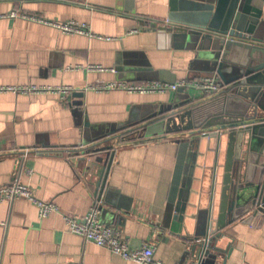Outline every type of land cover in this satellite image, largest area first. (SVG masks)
Returning <instances> with one entry per match:
<instances>
[{
	"label": "crops",
	"instance_id": "crops-1",
	"mask_svg": "<svg viewBox=\"0 0 264 264\" xmlns=\"http://www.w3.org/2000/svg\"><path fill=\"white\" fill-rule=\"evenodd\" d=\"M235 2L0 0V85L72 88L70 98L65 92H0V186L21 181L38 199L58 207L41 217L32 200L1 202L0 264H136L68 230L66 215L82 218L94 207L100 221L121 233L131 248L150 245L155 258L166 264H192L195 257L186 236L206 233L219 217L224 228L215 241L218 253L206 264H264V220H232L227 214L222 219L227 161L230 153L234 159L241 156L238 142L228 134L219 146L217 139L203 134L190 142L173 196L180 144L189 134L167 133L154 123L139 142H114L100 201L95 192L107 151L85 152L100 135L154 121L173 97L197 103L216 97L193 87L130 93L92 86L101 81L178 83L205 77L223 84L199 50L201 38L190 31L159 29L175 26L181 8L225 14ZM237 2L241 8L258 4L264 12V0ZM35 17L86 25L90 34L66 33ZM241 212L235 209L234 216Z\"/></svg>",
	"mask_w": 264,
	"mask_h": 264
},
{
	"label": "water",
	"instance_id": "water-1",
	"mask_svg": "<svg viewBox=\"0 0 264 264\" xmlns=\"http://www.w3.org/2000/svg\"><path fill=\"white\" fill-rule=\"evenodd\" d=\"M236 2L225 14L181 8V13L173 20L175 26L159 29L190 31L201 38L199 50L203 52L209 70L221 77L223 89L206 103H197L194 99L176 102L173 97L169 107L157 120L165 123L167 133L173 131L190 136V139L180 144L172 196L178 191L184 156L190 142L199 140L197 135L203 134L217 139L219 146L222 136L228 134L230 140L238 142L241 156L234 159L230 153L227 161L220 210L222 219L227 214L233 216L232 220H264V12L258 4L257 7L247 5L241 8ZM243 53L244 57L238 59ZM159 77H164L163 72L159 73ZM131 126L126 125L120 130ZM118 132L114 130L100 135L88 143L91 146L85 150L87 154L107 151L105 166L95 192L99 201L114 158V142L120 136ZM109 142L112 143L108 145ZM235 209H242V212L234 216ZM179 210L183 212L181 206ZM218 219L217 226L215 222L209 223L206 233L186 236L190 241L189 249L195 257L194 261L206 264L208 259H216L218 251L215 241L224 228L219 224L222 222L220 217Z\"/></svg>",
	"mask_w": 264,
	"mask_h": 264
},
{
	"label": "built area",
	"instance_id": "built-area-1",
	"mask_svg": "<svg viewBox=\"0 0 264 264\" xmlns=\"http://www.w3.org/2000/svg\"><path fill=\"white\" fill-rule=\"evenodd\" d=\"M18 13L13 12L12 16H17ZM37 21L53 25L66 33H86L90 34V30L86 25H80L75 22L61 23L58 21L44 20L40 17H35ZM135 29L132 32H137ZM89 69L104 71L106 70L101 65H89ZM196 88L204 94L219 93L223 89L221 81L216 77H205L192 81L182 80L178 83H168L163 81H147L142 83H126V82H97L92 86L93 89L104 91L112 89H123L130 93H165L176 91L179 88ZM21 92L25 94L42 93V92H72V88L67 86L55 87L39 86V85H0V92ZM27 152L25 153V156ZM26 198L35 202L39 208L40 216L47 217L52 212L58 210V207L53 202L43 201L38 199L33 193L31 187L21 181H16L9 185L0 186V203L3 201L14 202L16 199ZM65 220L68 230L83 236L85 239L95 243L100 247H104L111 252L121 256L126 260L135 262L136 264H166L162 260L156 259L154 256V247L144 245L138 248H131L123 239L121 233L104 225L98 215V209L92 208L91 211L82 218H77L72 215H66ZM192 264H201L200 261H194Z\"/></svg>",
	"mask_w": 264,
	"mask_h": 264
},
{
	"label": "trees",
	"instance_id": "trees-1",
	"mask_svg": "<svg viewBox=\"0 0 264 264\" xmlns=\"http://www.w3.org/2000/svg\"><path fill=\"white\" fill-rule=\"evenodd\" d=\"M158 118L159 117L155 118V120L152 121L153 123L152 122L149 123L148 121H145L141 124L133 125L126 129L120 130L118 132L120 136L116 139V142L117 143L139 142L144 139L145 135L143 134V132H145L146 134L148 127L154 123L160 124L165 130L164 127L165 123L162 120L161 121L157 120Z\"/></svg>",
	"mask_w": 264,
	"mask_h": 264
}]
</instances>
